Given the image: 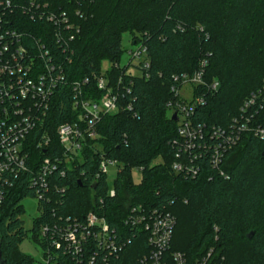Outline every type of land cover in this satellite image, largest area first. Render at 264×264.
<instances>
[{"label": "trees", "instance_id": "1", "mask_svg": "<svg viewBox=\"0 0 264 264\" xmlns=\"http://www.w3.org/2000/svg\"><path fill=\"white\" fill-rule=\"evenodd\" d=\"M5 10L4 25L23 33L27 44L42 41L51 62L65 70L43 129L28 141L33 171L43 157L62 153L56 130L77 117L75 82L89 78L88 89L99 99L96 80L107 62L108 85L119 94V110L99 123V137L87 141L82 160L50 177L51 200L39 202L34 232L60 218L81 221L90 212L118 229L128 207L143 204L175 216L172 250L192 263L215 248L225 264H264V138L245 131L225 154L223 175L208 153L195 162L199 174L186 177L172 168L179 160L177 123L167 107L174 98L173 77L192 74L205 62V85L218 87L196 88L206 105L196 108L194 123L227 130L236 119L252 118L250 127L264 129V0H0V11ZM49 15L57 23L49 22ZM125 32L132 45L146 48L150 67L140 75L128 72L130 64L120 65ZM253 95L255 104L245 109ZM42 134L50 138L52 153L37 149ZM101 156L116 162L114 197L99 168ZM157 159L162 162L154 164ZM134 168L142 173L138 184L132 181ZM30 183L29 174L21 175L0 208L5 264H33L19 250L27 233L22 201L35 196ZM139 255L130 246L123 261L134 264Z\"/></svg>", "mask_w": 264, "mask_h": 264}, {"label": "built area", "instance_id": "2", "mask_svg": "<svg viewBox=\"0 0 264 264\" xmlns=\"http://www.w3.org/2000/svg\"><path fill=\"white\" fill-rule=\"evenodd\" d=\"M10 13H13L12 10ZM7 16L6 10L0 11V208L16 181L24 174H29L30 185L39 202H50V177L56 172L64 174V167L69 168L82 160L87 141L99 137V123L106 115L119 110V94L108 85L107 78L101 76L96 80V88L102 93L99 99L88 89L89 78L75 82L71 87L72 108L77 117L72 123L62 124L56 130L62 153L43 157L33 171L28 141L39 129H43L55 94L65 80V70L63 64L51 62L49 51L42 41L27 44L23 33L4 25ZM47 18L49 22L57 23L54 15ZM135 46L129 51V64L135 61V66L143 68L139 69L143 73L150 67L146 48L143 44ZM205 66L203 62L200 69L192 74L174 76L171 87L174 98L167 104L172 115H177L178 140L175 146L179 150V160L172 168L176 173L191 178L200 172L195 162L208 153L212 166L223 175L220 170L222 160L245 131L264 138L263 128L249 126L252 118H247L246 122L236 119L227 130L205 128L194 123L196 108L206 105L204 97L196 92V88L206 86ZM217 87V82L206 86L209 92ZM187 88H190V93L183 92ZM256 98L253 95L245 104V109L254 105ZM35 145L46 153L50 149V138L42 134ZM101 158L100 171L107 175V167L116 166V162ZM108 194L114 197L116 191L111 189ZM44 214L45 208H41L40 215ZM122 224L118 229L112 227L105 216L94 212L86 214L81 221L60 218L54 223L42 224L35 238L44 252L42 264H125L124 252L130 246L140 251L134 264H225L224 257L215 248L194 263L184 253L172 250L176 218L164 209L143 204L130 205Z\"/></svg>", "mask_w": 264, "mask_h": 264}, {"label": "rangeland", "instance_id": "3", "mask_svg": "<svg viewBox=\"0 0 264 264\" xmlns=\"http://www.w3.org/2000/svg\"><path fill=\"white\" fill-rule=\"evenodd\" d=\"M122 50L123 53L121 55L120 59V65L122 67L127 66L131 60V57L129 55V51L135 49V45H132L131 43V34L129 32H125L122 35ZM128 72L132 75H140V70L135 66V61H133V64L128 67ZM109 69V64L107 62L103 63L102 66V76L104 78L108 77L105 76V72ZM190 93V88L183 89V92ZM168 115H172V110L168 111ZM161 159H157L154 164L161 163ZM117 174V167L116 166H108L107 167V178L109 187L113 189L114 180L116 178ZM142 180V173L139 169H133L132 170V181L135 184L140 183ZM39 200L36 196L27 197L22 201V205L24 208V213L22 215V220L24 222V228L26 229V237L23 240V242L19 246V250L26 256H29L33 264H42L44 262V252L36 238V232L33 231L34 227V221L39 216Z\"/></svg>", "mask_w": 264, "mask_h": 264}, {"label": "water", "instance_id": "4", "mask_svg": "<svg viewBox=\"0 0 264 264\" xmlns=\"http://www.w3.org/2000/svg\"><path fill=\"white\" fill-rule=\"evenodd\" d=\"M172 119H173L175 122H177V115L174 114L173 117H172ZM0 264H5V263L2 261L1 251H0Z\"/></svg>", "mask_w": 264, "mask_h": 264}]
</instances>
